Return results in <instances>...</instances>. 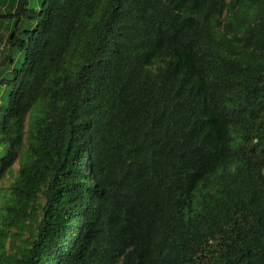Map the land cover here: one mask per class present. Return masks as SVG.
Returning <instances> with one entry per match:
<instances>
[{
    "label": "trees",
    "instance_id": "1",
    "mask_svg": "<svg viewBox=\"0 0 264 264\" xmlns=\"http://www.w3.org/2000/svg\"><path fill=\"white\" fill-rule=\"evenodd\" d=\"M0 264H264V0H0Z\"/></svg>",
    "mask_w": 264,
    "mask_h": 264
},
{
    "label": "rangeland",
    "instance_id": "2",
    "mask_svg": "<svg viewBox=\"0 0 264 264\" xmlns=\"http://www.w3.org/2000/svg\"><path fill=\"white\" fill-rule=\"evenodd\" d=\"M18 170H19V163L16 162L14 166L12 167L11 172H9L5 176V178L2 180V182L0 183V209H1L4 199H6V197L8 196L9 188L15 180Z\"/></svg>",
    "mask_w": 264,
    "mask_h": 264
}]
</instances>
